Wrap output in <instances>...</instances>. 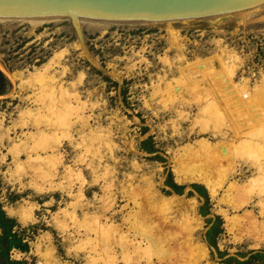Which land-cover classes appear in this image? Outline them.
<instances>
[{
  "label": "rangeland",
  "instance_id": "rangeland-1",
  "mask_svg": "<svg viewBox=\"0 0 264 264\" xmlns=\"http://www.w3.org/2000/svg\"><path fill=\"white\" fill-rule=\"evenodd\" d=\"M81 27L89 55L69 17L38 25L0 19L1 63L23 76L22 87L9 96L15 87L1 72L8 85L0 95V132L11 131L0 139V204L22 227H34L30 254L14 252V258L108 264L116 254L118 264H227L230 257L244 260L242 255L264 251V245L228 231L223 211L229 209L219 202L230 196V183L242 184L255 169L244 167L217 198L176 174L179 158L182 167L197 165L187 150L199 149L202 141H234L240 147L232 152L234 160L264 164V151L248 146L261 143L253 133L264 129V5L216 23L83 21ZM53 57L54 79L30 76ZM150 138L153 154L142 149ZM170 181L186 186L183 193ZM192 184L207 190L209 204ZM156 195L185 198L164 206L152 199ZM188 203H196L195 214ZM247 209L260 211L256 206L230 213ZM138 213L151 219L152 233L169 251L164 259L154 249L124 259L117 245L112 254L103 244L107 236L100 230L111 225L118 228L113 241L118 234L133 239L141 230ZM218 218L212 247L207 233ZM200 245L207 250L202 258Z\"/></svg>",
  "mask_w": 264,
  "mask_h": 264
},
{
  "label": "bare ground",
  "instance_id": "bare-ground-1",
  "mask_svg": "<svg viewBox=\"0 0 264 264\" xmlns=\"http://www.w3.org/2000/svg\"><path fill=\"white\" fill-rule=\"evenodd\" d=\"M60 18H62V16L22 17V18L0 17V19L21 20V21L29 22L34 25L42 24L48 21H55V20L57 21ZM83 21H89L92 23L98 22L100 23V25L102 24L104 26H107L110 24H134V25L148 24V23H142V22H136V21H113V20H102V19H95V18L91 19V18H86V17L80 18V24H82ZM81 44L84 47L85 53L88 54L85 41H84V44L82 42ZM198 62L196 63V64H199L198 66H203L204 64H206L204 62V64L202 65L203 61L202 62L198 61ZM0 66L5 68L3 64L1 63V58H0ZM53 66H54V57L47 64H45L39 69H36L35 72H31L30 76L36 80L41 79L42 82L46 81L47 78L54 79V77L49 76L50 71ZM235 68L236 67L229 68L230 69L229 74L232 77L234 76L236 72ZM7 71L9 72L10 81L14 84V87H15L14 92L11 93V96H13L16 93L15 91L16 89H18V86L22 87L21 81L23 80V76H22V73L20 72L12 73L9 70ZM226 75L228 74L226 73ZM113 76L114 78L118 80L122 79L121 72L114 71ZM239 95L240 94H238V96ZM10 131L11 129L5 131L4 134L0 132L2 133L0 135V139L4 140L5 137L10 134ZM253 134L260 137L262 141L261 143L252 142L248 144V146H250L253 149H258L259 151H264V145L261 146V144L264 143V129L262 128L256 129ZM198 147L199 149L194 147V148L187 150L191 152L193 156L191 160L197 161V165H192L187 168L182 167L183 166L182 165L183 163H181L182 159L179 158L178 160L180 161H177V162L178 164H181V165H179L176 174L181 182H184V183L197 182V183L204 185L208 189L211 197L213 198H217L220 195L221 190L223 189L224 185L227 182H231V179H234L237 175H241L245 169L244 167H247L250 170L251 169L256 170V173L253 176H251V178H249L247 181L243 182L242 184H240L238 181H234L230 183V186L228 189L230 196H224L223 198L219 200V202L222 205H225L226 207H228L229 209V210L223 211V214L225 216V221H226V227L228 231L232 235H234V237L237 240H245V239L253 240L254 242L257 243V245H262L263 247L264 245V164L250 165L247 162L238 163L237 160H234L235 157L232 154V152L240 148L237 144H235L234 141L231 142V145H224V144L211 145L209 143L202 141L199 143ZM16 158H19V156H16ZM235 192L236 194H239V197H231L232 193H235ZM184 198H185L184 196H179V195H175L174 197H170L166 199L164 197L160 198L159 195L152 197L154 201L161 200V202L164 203V206L167 205V202H169L168 204H170L171 206L172 203L179 202L180 200H183ZM255 202H257L256 205H255ZM186 206L189 209V211H192V213L195 214L196 203L192 205L188 203ZM256 206L257 208L260 209V211L258 212V215L254 211L247 209L245 213L242 215L231 216L230 210H235V211L240 210L241 211L245 208H253L254 210H256L255 209ZM134 217L135 219L140 220L141 230L136 231L137 234L134 233L135 235L133 239H130L129 238L130 235L128 234H118L119 238L116 241H113L114 233L118 232V228L117 227L115 228L113 227V225H111V227H108L109 228L108 230H107V227L105 228L104 226L103 227L105 229L100 230L101 228L99 227L100 228L99 230L101 231V233L103 232V234H105V237L107 236L106 238H104L105 240H103L104 241L103 244L105 243L106 246L109 247L107 248V250L109 249L108 251H110V253L115 254L114 245H117L121 251L120 256L123 257L124 259L131 257L132 252L137 253L141 257H143L145 254H148V252H150V250H153V249L160 258L164 259V257H167L169 251L165 248V245L161 241V238L158 236V234L152 233V228L150 227L151 224L149 225V223L147 222L148 219H146L145 216H142V213H138V215H135ZM139 238L141 240H139ZM137 239L138 241H136ZM205 247L206 246L204 245H200L196 247V249H198V256H201V258L202 256H206L207 250ZM170 255H172V252H170ZM118 261H119V256L115 254L113 256V260L109 262L108 264H118Z\"/></svg>",
  "mask_w": 264,
  "mask_h": 264
},
{
  "label": "water",
  "instance_id": "water-1",
  "mask_svg": "<svg viewBox=\"0 0 264 264\" xmlns=\"http://www.w3.org/2000/svg\"><path fill=\"white\" fill-rule=\"evenodd\" d=\"M263 5L264 0H0V17H69L84 44L82 17L154 25L216 23ZM0 72L10 79L5 68Z\"/></svg>",
  "mask_w": 264,
  "mask_h": 264
},
{
  "label": "trees",
  "instance_id": "trees-1",
  "mask_svg": "<svg viewBox=\"0 0 264 264\" xmlns=\"http://www.w3.org/2000/svg\"><path fill=\"white\" fill-rule=\"evenodd\" d=\"M7 81L5 76L0 72V95L4 94L7 88ZM151 138L142 142V149L146 152L153 154L155 149L148 146ZM168 185L178 194H182L186 186H181L174 181L168 182ZM192 188L205 199V204H209V196L207 190L198 184H192ZM192 194V192H190ZM221 219L218 218L215 223L208 230L207 241L212 247H217L214 238L218 235V228L220 227ZM16 227L21 228L20 224L15 218L9 217L3 210L0 204V264H31L29 260H15L12 258L11 254L13 250H18L22 253H30L31 246L30 240L32 239V230L34 227L22 228L21 230H15ZM214 236V237H213ZM243 259H237L235 257H230L226 260L227 264H252L255 262L257 264H264V251H252L250 257L245 259L247 255L241 256Z\"/></svg>",
  "mask_w": 264,
  "mask_h": 264
},
{
  "label": "crops",
  "instance_id": "crops-1",
  "mask_svg": "<svg viewBox=\"0 0 264 264\" xmlns=\"http://www.w3.org/2000/svg\"><path fill=\"white\" fill-rule=\"evenodd\" d=\"M2 207H3V206H2ZM3 210H4V208H3ZM4 211H5V210H4ZM5 212H6V211H5ZM6 214H7L9 217L14 218V217L10 216L7 212H6ZM15 219H16V218H15ZM16 220H17V219H16ZM17 221H18V220H17ZM18 223H19V222H18ZM19 224H20V223H19ZM20 226H21V225H20ZM22 228H25V227H22V226H21V228L16 227L15 230H21ZM26 228H27V227H26ZM14 252H19V253H21V254H23V255H28V254H30V253L25 254V253H22V252H20V251H18V250L15 249V250L12 251V254H11L12 258L15 259V260H22V259H16V258H14V256H13V253H14ZM23 259H24V258H23ZM25 259H26V258H25Z\"/></svg>",
  "mask_w": 264,
  "mask_h": 264
}]
</instances>
